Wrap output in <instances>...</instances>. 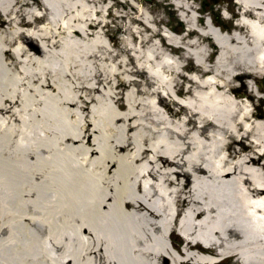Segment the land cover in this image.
<instances>
[{
    "label": "bare ground",
    "instance_id": "1",
    "mask_svg": "<svg viewBox=\"0 0 264 264\" xmlns=\"http://www.w3.org/2000/svg\"><path fill=\"white\" fill-rule=\"evenodd\" d=\"M237 1L226 32L180 10L184 76L158 43L115 50L104 0H0V264H264V0Z\"/></svg>",
    "mask_w": 264,
    "mask_h": 264
},
{
    "label": "rangeland",
    "instance_id": "2",
    "mask_svg": "<svg viewBox=\"0 0 264 264\" xmlns=\"http://www.w3.org/2000/svg\"><path fill=\"white\" fill-rule=\"evenodd\" d=\"M177 0H104V7L102 11V16L100 17L102 20V23L99 22L96 27L100 28V34H103L108 41H110L111 45L115 48L124 49L125 51L133 52V49H130L131 43L133 41L136 43L137 39H144L143 41V51L148 52L149 48H152L151 50H154L157 52L153 46H151L154 43H158L159 45L163 46L161 49L165 51H170L171 57H169L170 61L174 62L175 58H178L179 55H186V59L182 60L183 63V71L182 74L189 75L191 72H195L193 70L196 69L195 63L191 55H187L185 53L184 47L177 48L176 46H173L171 43L167 42L168 36H172L174 33L180 34L182 37H185L182 39V44L187 43V40H189L190 36H194L195 34H189L188 35V25L185 21H183L180 18V10H184L188 4H192L195 7L194 12L196 13L195 22L198 24H203V21L212 20L215 24H221L223 28L226 29V31H229L234 25H235V17H237L236 12L239 10L237 9V4L235 0H185V4H181L180 6H183L185 8L179 7V5H176L175 3ZM93 6V5H92ZM17 7V6H16ZM93 9H96L95 6L92 7ZM108 8V10H107ZM236 14V16H235ZM187 17L189 16L186 14ZM231 15V16H230ZM233 15L235 17H233ZM99 16V14H98ZM99 19V17H98ZM212 22V21H211ZM41 23V22H39ZM102 24L103 28L101 29L99 24ZM27 29H32L29 25L26 26ZM34 30V29H32ZM93 28H89V32H93ZM194 30V28H193ZM196 33V30H194ZM153 34V38H149V36ZM198 35V34H197ZM196 36V35H195ZM210 43H213V41L210 39L207 40ZM138 42V41H137ZM214 47L216 48V43L214 44ZM136 46L137 43H136ZM190 47V46H189ZM133 48V47H132ZM120 51V50H119ZM131 55L134 57V59L137 61L136 53L133 52ZM130 55V56H131ZM131 56V57H132ZM213 55H211L212 58ZM132 57V58H133ZM140 57V62L143 63L142 56ZM147 62L145 65L152 66L151 63H154L156 59H152L148 56ZM210 58V60H211ZM210 60L208 62H210ZM162 61V60H161ZM137 63V62H136ZM128 71L126 70V78L129 77L130 79H135V85L136 88L138 87L140 81L142 83L145 82L146 78L143 75H133L132 72H129V70L134 69V65L130 62L127 66ZM146 68V67H145ZM154 69V68H153ZM146 74V73H145ZM148 75V74H147ZM149 75L147 76V81ZM154 77L155 81H159V77ZM170 75H167L163 73L161 75L160 82H162V79H169ZM184 78L181 76L177 77V80L179 82H182ZM242 78L241 80L236 79L235 83L239 84L238 87L241 93L244 94L245 85L246 83L245 79ZM264 80V72L260 76H257L254 80V82L258 85H264L262 84V81ZM184 82V81H183ZM242 83V84H240ZM118 90H121L119 95L122 96V93H124L126 90L122 89L121 87H118ZM182 93H177L179 96ZM261 96L257 95L253 103H255V107L258 110L264 111L261 104ZM122 100V99H121ZM174 100L173 96L169 99H165L169 103V105H173L175 109L177 108V105L173 104L171 101ZM259 103V106H256V104ZM37 140L35 137L34 140L31 141L32 144H34V141ZM20 165H23L20 162ZM24 168L34 170L37 168V166H26ZM171 234L168 237V241L172 242L171 247L175 249V252L177 253L178 249H182L184 245V239L182 236H179L177 233V229L175 226L170 232ZM202 246H197L193 248V250L206 254L205 252L207 248L201 249ZM37 249V248H36ZM209 250V249H207ZM203 251V252H202ZM32 252V250L30 251ZM28 252H23L22 254H25ZM210 257L215 258L216 256H212V254L209 255ZM217 259V258H216ZM233 259H225L222 258L220 260H217L214 262V264H233ZM192 264V263H191ZM238 264V263H236Z\"/></svg>",
    "mask_w": 264,
    "mask_h": 264
}]
</instances>
